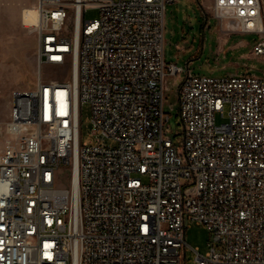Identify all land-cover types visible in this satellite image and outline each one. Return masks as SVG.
<instances>
[{"label": "built area", "instance_id": "2783aa9c", "mask_svg": "<svg viewBox=\"0 0 264 264\" xmlns=\"http://www.w3.org/2000/svg\"><path fill=\"white\" fill-rule=\"evenodd\" d=\"M38 0V60L70 69L12 92L0 149V264H264V73L189 68L183 131L165 132L167 5ZM99 14L86 18L87 8ZM221 27L264 31V0H212ZM264 54V38L254 46ZM76 79V80H75ZM93 142L82 141L81 106ZM227 120L217 121V116ZM68 169L70 185L60 184ZM213 243L186 258V221Z\"/></svg>", "mask_w": 264, "mask_h": 264}, {"label": "rangeland", "instance_id": "374dc122", "mask_svg": "<svg viewBox=\"0 0 264 264\" xmlns=\"http://www.w3.org/2000/svg\"><path fill=\"white\" fill-rule=\"evenodd\" d=\"M38 0H0V149L7 137L6 122L10 117L12 92L36 85L40 70L46 79L67 80L70 69L40 65L36 18H28L25 9L37 7ZM212 0H175L167 5L165 59L184 66V71L165 75L164 111L169 114L165 132L173 136L183 131L179 117L178 88L189 68L193 73L222 77L227 75L264 73V54H255V44L264 38L255 31H230L221 27L211 8ZM99 14L97 7L86 10V18ZM217 116V121L227 120ZM82 141L93 142L91 105L81 106ZM60 184L70 185L69 170L61 171ZM186 258L193 263L196 253L205 254L213 243L207 226L194 219L186 221Z\"/></svg>", "mask_w": 264, "mask_h": 264}, {"label": "crops", "instance_id": "0c3cea01", "mask_svg": "<svg viewBox=\"0 0 264 264\" xmlns=\"http://www.w3.org/2000/svg\"><path fill=\"white\" fill-rule=\"evenodd\" d=\"M25 11L27 12V14H29L28 18H32L35 19L36 18V15H37V7H32L31 8H28V9H25ZM36 20V19H35Z\"/></svg>", "mask_w": 264, "mask_h": 264}, {"label": "bare ground", "instance_id": "6f19581e", "mask_svg": "<svg viewBox=\"0 0 264 264\" xmlns=\"http://www.w3.org/2000/svg\"><path fill=\"white\" fill-rule=\"evenodd\" d=\"M38 22V10H37V19H36V24ZM264 27V26H263ZM76 80V79H75ZM2 195V190H1V187H0V196Z\"/></svg>", "mask_w": 264, "mask_h": 264}]
</instances>
